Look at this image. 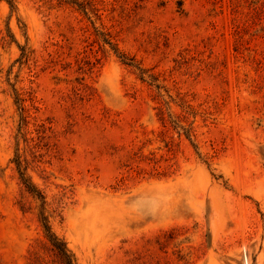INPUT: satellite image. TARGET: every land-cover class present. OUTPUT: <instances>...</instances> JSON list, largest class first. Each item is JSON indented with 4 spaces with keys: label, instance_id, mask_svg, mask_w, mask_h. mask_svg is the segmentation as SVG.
<instances>
[{
    "label": "rangeland",
    "instance_id": "rangeland-1",
    "mask_svg": "<svg viewBox=\"0 0 264 264\" xmlns=\"http://www.w3.org/2000/svg\"><path fill=\"white\" fill-rule=\"evenodd\" d=\"M264 264V0H0V264Z\"/></svg>",
    "mask_w": 264,
    "mask_h": 264
},
{
    "label": "trees",
    "instance_id": "trees-1",
    "mask_svg": "<svg viewBox=\"0 0 264 264\" xmlns=\"http://www.w3.org/2000/svg\"><path fill=\"white\" fill-rule=\"evenodd\" d=\"M50 238L54 246L58 249L59 253L64 258L65 264H73L71 254L68 252L65 244L59 241L56 237H53L52 234H50Z\"/></svg>",
    "mask_w": 264,
    "mask_h": 264
}]
</instances>
